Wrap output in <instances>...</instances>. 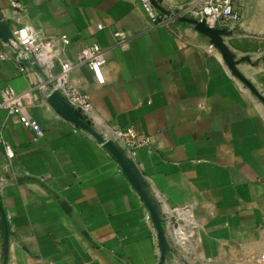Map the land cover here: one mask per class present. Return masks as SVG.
<instances>
[{
	"label": "crops",
	"instance_id": "obj_1",
	"mask_svg": "<svg viewBox=\"0 0 264 264\" xmlns=\"http://www.w3.org/2000/svg\"><path fill=\"white\" fill-rule=\"evenodd\" d=\"M157 1L191 17L202 5ZM234 7L223 38L237 72L208 35L153 22L140 0H0L12 30L35 36L45 72L0 45V264L159 262L149 208L120 164L47 99L65 63L96 130L149 139L129 156L159 205L165 264H264V0ZM93 43L107 58L103 83L78 62ZM6 87L41 136L1 104Z\"/></svg>",
	"mask_w": 264,
	"mask_h": 264
},
{
	"label": "built area",
	"instance_id": "obj_2",
	"mask_svg": "<svg viewBox=\"0 0 264 264\" xmlns=\"http://www.w3.org/2000/svg\"><path fill=\"white\" fill-rule=\"evenodd\" d=\"M150 19L155 23L168 22L171 19H177L174 15H167L156 7L152 0H140ZM172 11V10H171ZM175 15L190 16L189 9L186 6L176 12L172 11ZM197 18H205L209 25L215 27H226L230 22L237 21L240 16L234 7V0H202L200 9L197 10ZM120 41L125 40L123 33L116 34ZM64 41L69 43L68 37L64 36ZM1 45V44H0ZM7 53L13 56L14 50H18L20 56H27L36 61L40 57L41 48L36 43L35 36L27 28H17L13 30V36L9 42L1 45ZM19 61L18 58H15ZM20 62V61H19ZM79 63L88 64L94 72L99 82H104L103 67L107 62L106 54L103 48L93 43L83 48L79 55ZM74 65L65 63L60 78L55 84V89L62 91L64 99L68 104L75 108H79L85 112L89 108V96L85 93L78 92L68 85V75ZM25 70V67L22 68ZM1 104L6 107L10 114H18L20 121L28 127H31L38 136L42 135V128L37 121L29 116L23 114L24 96L17 93L12 87H6L2 90ZM116 142L125 150L129 155L139 146L148 143L149 139L141 136L135 128H117L115 130Z\"/></svg>",
	"mask_w": 264,
	"mask_h": 264
},
{
	"label": "water",
	"instance_id": "obj_3",
	"mask_svg": "<svg viewBox=\"0 0 264 264\" xmlns=\"http://www.w3.org/2000/svg\"><path fill=\"white\" fill-rule=\"evenodd\" d=\"M158 9L167 15H174L180 21L188 22L193 24L200 32L208 35L212 41L220 48L224 56L230 62L233 70L237 72L232 59L230 51L224 42L223 36L228 35L230 32L226 27L211 26L208 24L205 18H197L185 15H175L171 10L164 8L157 0H152ZM13 36V30L11 25L3 18L0 11V44L3 45L5 42H9L10 38ZM13 57L18 58L19 61L39 72L43 76L45 75L42 67L33 60L31 57L20 56L18 50H14ZM47 99L50 104L67 120L74 122L77 126L89 132L102 147L107 150L115 160L120 164L143 201L149 208L151 219L157 231L159 247H160V257L158 264H165L166 256L170 250V246L165 234V228L163 224V219L161 217L160 208L155 199L152 197L147 182L141 175L138 167L134 160L125 152V150L120 147L112 138L105 136L102 132L96 130L83 112L79 108H75L68 104L65 99L60 95L57 89L49 91ZM3 219L5 218V213L2 211ZM6 248V246H5Z\"/></svg>",
	"mask_w": 264,
	"mask_h": 264
}]
</instances>
